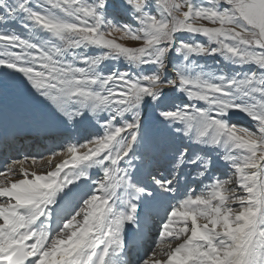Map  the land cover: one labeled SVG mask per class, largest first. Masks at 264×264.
I'll return each instance as SVG.
<instances>
[{"label": "snow or ice", "instance_id": "snow-or-ice-1", "mask_svg": "<svg viewBox=\"0 0 264 264\" xmlns=\"http://www.w3.org/2000/svg\"><path fill=\"white\" fill-rule=\"evenodd\" d=\"M0 264H264V0H0Z\"/></svg>", "mask_w": 264, "mask_h": 264}, {"label": "bare ground", "instance_id": "bare-ground-1", "mask_svg": "<svg viewBox=\"0 0 264 264\" xmlns=\"http://www.w3.org/2000/svg\"><path fill=\"white\" fill-rule=\"evenodd\" d=\"M45 151V149L43 148V149H41L40 151H37V149H36V144H34V145H32V153L33 154H36L37 152H44Z\"/></svg>", "mask_w": 264, "mask_h": 264}, {"label": "rangeland", "instance_id": "rangeland-1", "mask_svg": "<svg viewBox=\"0 0 264 264\" xmlns=\"http://www.w3.org/2000/svg\"><path fill=\"white\" fill-rule=\"evenodd\" d=\"M118 42H120V41H118Z\"/></svg>", "mask_w": 264, "mask_h": 264}]
</instances>
